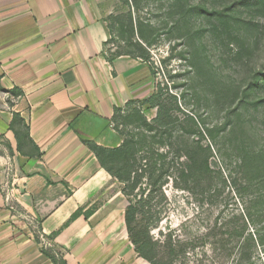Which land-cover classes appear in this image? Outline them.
<instances>
[{
  "label": "crops",
  "instance_id": "crops-1",
  "mask_svg": "<svg viewBox=\"0 0 264 264\" xmlns=\"http://www.w3.org/2000/svg\"><path fill=\"white\" fill-rule=\"evenodd\" d=\"M112 2L0 0V87L22 92L0 107V264H52L41 246L54 232L66 264H149L118 182L84 144L119 147L115 109L154 88L141 59L105 54Z\"/></svg>",
  "mask_w": 264,
  "mask_h": 264
},
{
  "label": "rangeland",
  "instance_id": "rangeland-1",
  "mask_svg": "<svg viewBox=\"0 0 264 264\" xmlns=\"http://www.w3.org/2000/svg\"><path fill=\"white\" fill-rule=\"evenodd\" d=\"M105 20L106 56L151 63L153 92L162 89L158 108L125 105L113 128L135 152L146 144L162 153L172 128L182 135L173 149L190 158L185 176L180 160L181 188L164 187L168 219L152 237L163 241L166 227L186 239L204 236L172 264H264V0H113ZM15 96L0 87V107ZM158 109L166 127L154 123ZM133 226L143 234L139 217ZM156 253L170 262L165 245Z\"/></svg>",
  "mask_w": 264,
  "mask_h": 264
},
{
  "label": "trees",
  "instance_id": "trees-1",
  "mask_svg": "<svg viewBox=\"0 0 264 264\" xmlns=\"http://www.w3.org/2000/svg\"><path fill=\"white\" fill-rule=\"evenodd\" d=\"M108 60L111 62L112 58H108ZM142 61L148 65L151 77L153 78L155 75L153 66L145 60ZM155 90L156 92H153L149 97L140 101H130L126 105L140 102L141 105H148L151 109L158 108V99L162 94L160 85L157 84ZM10 91H14L16 96L22 95V92L18 89ZM118 110L120 109H115L114 112ZM161 116L162 113L158 109L154 123L159 127L164 126L161 124ZM188 120H191V118H187ZM172 130L171 128L164 132V135L170 141L167 144L168 150L166 149L164 153H162V149H148L146 144L142 146V149L138 153L129 147L125 141H122V144L114 149H105L89 141L84 142L95 155L100 166L121 185L120 193L127 201V206L124 210V223L128 238L134 247L135 253L150 264H167L159 258V255L157 256L156 249L158 248V244H163L170 250L171 260L168 264H172L177 257L184 256V249L188 247L187 244L194 243L202 238L205 239L203 235H198L195 239H186L183 235H180L181 231L177 232L170 227H166V232L158 231V238H162L163 241L152 237V232L159 229L160 224L168 219L169 205L164 187L171 183L175 189L181 188L177 185L179 180L177 173L182 166L180 160L186 159V165L183 171L180 172L181 176H185L184 172L187 165H189L190 158L187 155L181 157L184 153L172 147L173 143L182 139V135H172ZM185 132L191 133V131ZM173 134H176V132ZM156 143H160V141ZM102 153L111 154L116 162H121V165L114 168L107 166L100 156ZM203 168H206L205 163ZM80 214L81 210L76 211L72 214L68 223L79 217ZM87 216L88 214L84 215L85 218ZM138 217L143 223V234H138L136 228L133 226L135 219ZM57 234L58 232H54L48 236H43V239L50 245L46 248L41 246V253L52 264H66L63 253L53 244ZM35 241L37 244H40L39 237L36 236Z\"/></svg>",
  "mask_w": 264,
  "mask_h": 264
}]
</instances>
